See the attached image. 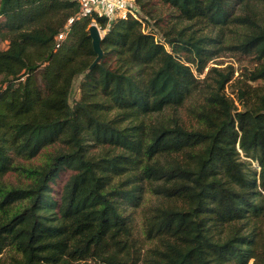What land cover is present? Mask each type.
Returning a JSON list of instances; mask_svg holds the SVG:
<instances>
[{
	"label": "trees",
	"instance_id": "obj_1",
	"mask_svg": "<svg viewBox=\"0 0 264 264\" xmlns=\"http://www.w3.org/2000/svg\"><path fill=\"white\" fill-rule=\"evenodd\" d=\"M135 5L109 20L80 17L76 0H0V264H137L143 245L125 212L147 181L183 207L146 217L145 240L160 248L144 264H264V86H246L238 111L224 94L233 72L199 77L231 53L254 56L251 79L264 81V0ZM157 6L170 11L161 32ZM93 22L105 35L91 67ZM194 99L200 127L156 119ZM13 173L29 182L7 186Z\"/></svg>",
	"mask_w": 264,
	"mask_h": 264
},
{
	"label": "rangeland",
	"instance_id": "obj_2",
	"mask_svg": "<svg viewBox=\"0 0 264 264\" xmlns=\"http://www.w3.org/2000/svg\"><path fill=\"white\" fill-rule=\"evenodd\" d=\"M255 1L252 2V4ZM259 13L264 12V9L262 7L258 6L255 7ZM241 8H239L238 13H243ZM170 14V11H168L166 8L157 6L155 10V18L157 21H152V24L154 25V28L157 29L158 32H161V26L162 22H160V19L163 17H168ZM96 23H92L90 27ZM258 24H263V19L258 20ZM89 27V28H90ZM99 27V26H98ZM101 30V28L99 27ZM89 30V29H88ZM101 34L104 37L105 32L101 30ZM240 37L239 33H234V38L238 39ZM230 39V38H229ZM3 48L7 47V44L2 45ZM259 63L257 59L254 56H247V55H239V54H231V53H224L221 55L213 56L211 60L207 63V68L205 69L204 73L202 75H198L200 78H205L207 74L209 73V70L212 68H217L219 70H225V72H233V78L232 80L227 84L226 89L224 90V94L228 99H231L235 102V105L238 109V111H241L244 109L243 105L240 103L239 98L241 97V92L246 90V86L251 87L250 90L253 87H261L264 86V81L258 80L254 82L251 78L257 74ZM84 76H78L75 78L73 83V88L70 95V104L74 105L76 102H78L81 99L82 91H81V83L83 81ZM211 81V79H210ZM250 103L253 102V100H248ZM202 106V103L197 102L196 99L192 100L191 102L186 103V105L178 110L175 111H166L162 114H159L156 116V119L165 121L169 123L171 121V116L178 117L182 123L187 128H198L200 127V124L197 120V115L194 114L195 109L200 108ZM108 149V147L106 148ZM101 147L93 148L92 151L94 153H105L107 150ZM242 158L246 160L243 157V154H241ZM36 164H39V161H36ZM252 168L254 170L259 171L258 164L253 163ZM70 172H64L62 173L59 178L56 179V182L52 185L53 193L52 195L59 200L60 196L63 191V187L68 181ZM3 181L7 186H14L18 187L23 184L28 183L29 181L23 178H20L16 174H7ZM163 181L153 182L151 186H149L148 181L147 185H145L144 188V196L143 200L141 201V205L139 207H129L127 211L125 212V216H129L130 221H132L133 229H134V236L135 239L140 241V244L143 245L141 247V258L137 261V264H144L145 260L148 258H155L157 256L156 251L160 248V243L156 241H149L145 240V226L144 222L146 221L147 216H152L155 214L156 210L158 208H174L179 207L182 208V203L175 198H168L161 194H155V189L159 185H161ZM261 229L263 230L262 236H264V222H262ZM158 258V257H157Z\"/></svg>",
	"mask_w": 264,
	"mask_h": 264
},
{
	"label": "built area",
	"instance_id": "obj_3",
	"mask_svg": "<svg viewBox=\"0 0 264 264\" xmlns=\"http://www.w3.org/2000/svg\"><path fill=\"white\" fill-rule=\"evenodd\" d=\"M80 5V17H89L94 13L100 16L108 17L112 20L116 17L127 18L130 14H134L136 10L135 0H76ZM135 15V14H134ZM71 19L65 30L58 35L57 42L66 37Z\"/></svg>",
	"mask_w": 264,
	"mask_h": 264
},
{
	"label": "water",
	"instance_id": "obj_4",
	"mask_svg": "<svg viewBox=\"0 0 264 264\" xmlns=\"http://www.w3.org/2000/svg\"><path fill=\"white\" fill-rule=\"evenodd\" d=\"M89 34L92 39V44L95 53L97 54V58L94 61L93 65L91 67H94L97 63H99L103 57V49H102V41H103V36L101 34V30L97 26V24H93L89 28Z\"/></svg>",
	"mask_w": 264,
	"mask_h": 264
}]
</instances>
